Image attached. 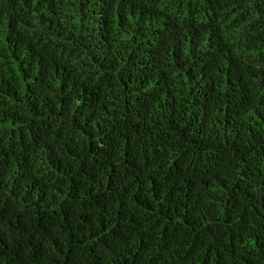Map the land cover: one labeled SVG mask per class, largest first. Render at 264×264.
<instances>
[{
    "label": "trees",
    "instance_id": "obj_1",
    "mask_svg": "<svg viewBox=\"0 0 264 264\" xmlns=\"http://www.w3.org/2000/svg\"><path fill=\"white\" fill-rule=\"evenodd\" d=\"M0 264H264V0H0Z\"/></svg>",
    "mask_w": 264,
    "mask_h": 264
}]
</instances>
